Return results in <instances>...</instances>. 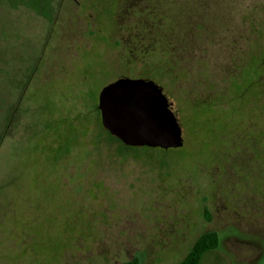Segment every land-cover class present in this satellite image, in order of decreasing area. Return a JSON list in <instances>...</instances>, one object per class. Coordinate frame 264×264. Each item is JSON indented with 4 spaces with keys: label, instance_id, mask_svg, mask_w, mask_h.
Here are the masks:
<instances>
[{
    "label": "rangeland",
    "instance_id": "374dc122",
    "mask_svg": "<svg viewBox=\"0 0 264 264\" xmlns=\"http://www.w3.org/2000/svg\"><path fill=\"white\" fill-rule=\"evenodd\" d=\"M15 6L0 264H179L209 231L201 264H264V0H0L3 35ZM121 76L164 88L183 146L96 126Z\"/></svg>",
    "mask_w": 264,
    "mask_h": 264
},
{
    "label": "water",
    "instance_id": "95a60500",
    "mask_svg": "<svg viewBox=\"0 0 264 264\" xmlns=\"http://www.w3.org/2000/svg\"><path fill=\"white\" fill-rule=\"evenodd\" d=\"M98 107L104 128L127 145L164 149L184 145L173 103L152 79L121 76L105 84Z\"/></svg>",
    "mask_w": 264,
    "mask_h": 264
},
{
    "label": "trees",
    "instance_id": "16d2710c",
    "mask_svg": "<svg viewBox=\"0 0 264 264\" xmlns=\"http://www.w3.org/2000/svg\"><path fill=\"white\" fill-rule=\"evenodd\" d=\"M22 10L21 7L15 6L14 9H7L5 10V13H3V17L5 18L4 25L7 24V32L3 35L2 31L4 30L3 27L0 26V43L1 41L6 42L5 44V49L0 48V92L2 93V96L4 97L5 104L7 106H10L8 103V94L9 92L14 94V97H18L16 95L17 89H16V83L19 82L18 77L20 74H23L21 71V67H18L16 64L17 61V46L18 44H15L14 42V35L12 33L15 32V29H12V12ZM21 13H25L22 12ZM1 19V18H0ZM8 22H7V20ZM31 22V21H30ZM5 32V31H4ZM1 47V46H0ZM263 62H264V57H263ZM10 84V87L8 86ZM6 94V95H5ZM19 100V97L17 98V102ZM16 108V105H15ZM14 108V110H15ZM97 110H98V118L96 122V126L100 128V130H105L109 135V131L104 128L102 121L100 119V109L97 105ZM9 124V121L5 123V126L2 130V136L5 134V130L7 129ZM112 137L116 138L119 140L121 143H123L120 139L117 137L113 136ZM101 138V137H100ZM102 139V138H101ZM126 146H131L123 143ZM135 147V146H133ZM149 147V146H147ZM220 243V236L218 232L216 231H209L204 234H202L195 242V244L192 246L190 249L189 253L187 256L179 263V264H201L203 256L211 250L216 249L219 246ZM122 264H141L140 259L138 257H133L132 259H129L127 261H124Z\"/></svg>",
    "mask_w": 264,
    "mask_h": 264
}]
</instances>
